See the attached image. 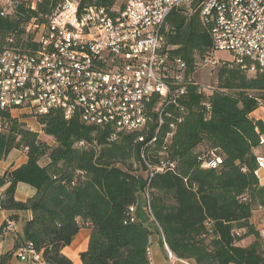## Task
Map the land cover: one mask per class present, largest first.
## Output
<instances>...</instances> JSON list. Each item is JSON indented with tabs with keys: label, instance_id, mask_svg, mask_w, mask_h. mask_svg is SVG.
Masks as SVG:
<instances>
[{
	"label": "trees",
	"instance_id": "obj_1",
	"mask_svg": "<svg viewBox=\"0 0 264 264\" xmlns=\"http://www.w3.org/2000/svg\"><path fill=\"white\" fill-rule=\"evenodd\" d=\"M205 1L197 0L190 15L177 10L169 18V45L178 47L174 54L186 62L192 81L169 107L172 116L165 117L162 131L152 124L146 132L125 134L109 144L106 131L78 117L67 121L56 111L38 119L55 142L51 146L26 122L7 120L0 134V161L14 150L24 151L28 161L0 177V190L6 188L0 210L31 212L32 219L14 248L0 255V264H8L25 245L41 253L45 264H74L63 250L84 228L91 236L88 250L81 254L83 264H152L155 224L150 218L179 258L197 264H264V233L253 222L255 213L264 211V185L255 155L264 123L251 116L264 107V73L249 76L237 65L219 66L213 71L211 91L203 89L200 76L205 69L195 67L213 47L210 28L200 16ZM85 3L123 6L122 0ZM56 4L43 0L40 9L49 13ZM24 16L30 19L32 14ZM20 23L0 16V39ZM171 124L176 129L166 144ZM156 132L157 143L147 146ZM141 136L145 142L139 141ZM218 158L222 162L217 168L206 167ZM162 160L176 162L177 170L149 181L148 164ZM19 184L34 188L35 196L17 201ZM134 206L137 214L132 216ZM251 237L248 246L241 244Z\"/></svg>",
	"mask_w": 264,
	"mask_h": 264
},
{
	"label": "built area",
	"instance_id": "obj_2",
	"mask_svg": "<svg viewBox=\"0 0 264 264\" xmlns=\"http://www.w3.org/2000/svg\"><path fill=\"white\" fill-rule=\"evenodd\" d=\"M85 1L57 0L43 13V0H0V16L21 21L0 39V134L8 119L40 125L38 119L59 111L67 121L78 117L102 131V120L112 118L107 142L113 144L125 134L148 131L152 124L162 131L165 117L172 116L169 107L192 79L186 62L174 54L178 47L169 45V18L177 10L190 15L197 0H122L123 6L111 8ZM255 3L264 0H206L201 5L213 47L196 70L237 65L249 76L264 73V10H255ZM25 13L32 17L23 19ZM219 52L230 59L217 58ZM169 127L166 144L176 129L175 124ZM158 133L147 146L157 143ZM221 162L218 158L206 167L217 168ZM257 162L258 174L264 170V155ZM148 168L150 181L156 174L175 172L177 163L162 160ZM149 194L146 190L147 207ZM136 214L134 206L131 215ZM14 227L9 221L8 228ZM161 235L165 264H182L169 253L162 230ZM41 257L32 245L18 250L22 262L41 263Z\"/></svg>",
	"mask_w": 264,
	"mask_h": 264
},
{
	"label": "crops",
	"instance_id": "obj_3",
	"mask_svg": "<svg viewBox=\"0 0 264 264\" xmlns=\"http://www.w3.org/2000/svg\"><path fill=\"white\" fill-rule=\"evenodd\" d=\"M254 119L262 121L264 123V107H260L251 115ZM262 141H264V135L262 136ZM20 151L14 150L10 153V155L4 160L0 161V177L4 176L6 171L14 170L28 161V157L26 154L19 155ZM255 155L257 157L264 155V144H262L259 148L255 150ZM259 180L262 185H264V170L259 171L258 173ZM4 190L6 188L0 190V198L2 197ZM36 194V190L29 185L19 184L16 192L17 201L26 202L28 199L34 197ZM12 217L15 218L12 220ZM32 219L31 212H9L0 210V255L8 253L11 251L16 241L20 239L23 235V229L27 221ZM14 222L15 227L13 229H9L6 224L7 222ZM154 223L155 231H153V235L151 236V250H152V261L153 264H165L166 257L165 252L162 248V235L161 230L157 226V224L153 221V218H150L149 223ZM253 222L260 229H264V211L259 210L255 213ZM91 236V230L84 228L79 234L76 236L73 243L66 247L63 250V254L68 257L74 264H83L81 260V254L86 252L89 247V241ZM8 264H33L28 262H22L18 258V251L15 253L13 258L9 261ZM34 264H45L34 263Z\"/></svg>",
	"mask_w": 264,
	"mask_h": 264
},
{
	"label": "rangeland",
	"instance_id": "obj_4",
	"mask_svg": "<svg viewBox=\"0 0 264 264\" xmlns=\"http://www.w3.org/2000/svg\"><path fill=\"white\" fill-rule=\"evenodd\" d=\"M217 58L221 59V60H229L230 59V55L226 52H219L216 56ZM214 72H210L209 69H205L202 71V76H200V83L203 85V89L207 90V92H210V88L213 85L214 82ZM27 124V123H26ZM27 127L34 131L37 132L40 136L41 139H44L45 141H47V143L51 146H53L55 144L54 140L52 138H49L45 135V133L43 132L42 126L38 125L34 120H30L28 121ZM25 154L24 151H20L19 155L21 154ZM142 198V197H141ZM140 198V199H141ZM262 232L264 233V229H262ZM254 240L253 237L248 238L247 240L243 241L241 244L243 246H248L250 243H252V241Z\"/></svg>",
	"mask_w": 264,
	"mask_h": 264
},
{
	"label": "bare ground",
	"instance_id": "obj_5",
	"mask_svg": "<svg viewBox=\"0 0 264 264\" xmlns=\"http://www.w3.org/2000/svg\"><path fill=\"white\" fill-rule=\"evenodd\" d=\"M255 10H264V3H255ZM102 127H103V130L107 132V134H112L113 133V120H112V118L103 119L102 120ZM158 129L159 130L162 129L161 125H158ZM164 241H166L165 238H164ZM166 245H167V243H166ZM167 249H168L169 253H173L170 250V248L168 247V245H167ZM149 255H150V259H151V247L149 249ZM41 262H42V260H41ZM178 262L182 263V264H189V262H194V261L178 257ZM195 264H197V263L195 262Z\"/></svg>",
	"mask_w": 264,
	"mask_h": 264
}]
</instances>
